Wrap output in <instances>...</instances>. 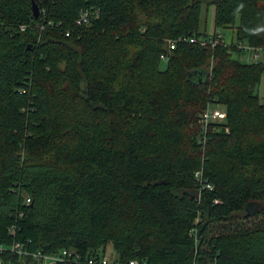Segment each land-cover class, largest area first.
<instances>
[{
  "label": "trees",
  "instance_id": "16d2710c",
  "mask_svg": "<svg viewBox=\"0 0 264 264\" xmlns=\"http://www.w3.org/2000/svg\"><path fill=\"white\" fill-rule=\"evenodd\" d=\"M204 4L0 0V243L264 264V0L209 1L211 36ZM211 105L227 122L204 143Z\"/></svg>",
  "mask_w": 264,
  "mask_h": 264
},
{
  "label": "built area",
  "instance_id": "2783aa9c",
  "mask_svg": "<svg viewBox=\"0 0 264 264\" xmlns=\"http://www.w3.org/2000/svg\"><path fill=\"white\" fill-rule=\"evenodd\" d=\"M93 18V14L90 11H85L82 13L80 19L77 21L79 26L87 24ZM220 38V37H219ZM216 41H211L210 44L215 47L219 43V39ZM181 41V40H179ZM191 43H196V39H191ZM177 41H169L170 50L174 49ZM201 45L205 47L207 42L201 40ZM248 51L247 61L258 62L262 59V50L244 47ZM165 59L166 57L163 56ZM224 119H226V112L217 107H208L201 119V125L206 135L204 138V143H207L208 137L207 133L211 128L212 124H219ZM198 177L202 178L203 174L198 173ZM204 189L212 190V186L207 182H204ZM31 200H27V204H30ZM219 201H216V204ZM15 226L12 227V233H15ZM196 242L199 243L200 238L198 235V230H193ZM197 255V254H196ZM0 264H149L147 260L131 259L127 263H122L119 261H111L106 255L95 256L84 259L81 254L75 250L64 249L57 253H44L43 251L33 252L28 250L25 245L20 242H14L12 245H6L0 243ZM192 264H203L196 259Z\"/></svg>",
  "mask_w": 264,
  "mask_h": 264
},
{
  "label": "rangeland",
  "instance_id": "374dc122",
  "mask_svg": "<svg viewBox=\"0 0 264 264\" xmlns=\"http://www.w3.org/2000/svg\"><path fill=\"white\" fill-rule=\"evenodd\" d=\"M201 1L205 3L203 7V12H202L201 30L206 31L207 34L211 36L216 31L215 22H214L215 21V8L212 6H207V3L211 0H201ZM217 32L220 34V36H222L225 39V41L228 44L236 40L235 32L232 31L231 29H218ZM257 94L259 95L261 102L264 103V74H263L260 85L257 87ZM211 107H213V105H211ZM221 109L225 111L224 107H222ZM225 122H227L226 119H224L221 123L224 124ZM227 131H229V129H227ZM106 256L111 261H113L116 258L114 249L111 245H108L107 247ZM194 256L197 257V255L195 254ZM202 263L205 264V262H202Z\"/></svg>",
  "mask_w": 264,
  "mask_h": 264
},
{
  "label": "water",
  "instance_id": "95a60500",
  "mask_svg": "<svg viewBox=\"0 0 264 264\" xmlns=\"http://www.w3.org/2000/svg\"><path fill=\"white\" fill-rule=\"evenodd\" d=\"M33 12H34V15L36 18H38L40 16V9L35 2L33 4Z\"/></svg>",
  "mask_w": 264,
  "mask_h": 264
}]
</instances>
